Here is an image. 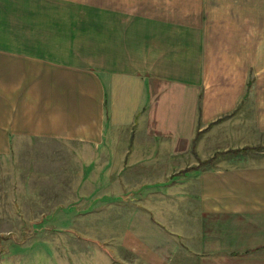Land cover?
Masks as SVG:
<instances>
[{
  "label": "crops",
  "instance_id": "0c3cea01",
  "mask_svg": "<svg viewBox=\"0 0 264 264\" xmlns=\"http://www.w3.org/2000/svg\"><path fill=\"white\" fill-rule=\"evenodd\" d=\"M96 2L0 0V154L82 143L84 189H137L76 264H264V0Z\"/></svg>",
  "mask_w": 264,
  "mask_h": 264
},
{
  "label": "rangeland",
  "instance_id": "374dc122",
  "mask_svg": "<svg viewBox=\"0 0 264 264\" xmlns=\"http://www.w3.org/2000/svg\"><path fill=\"white\" fill-rule=\"evenodd\" d=\"M251 149L264 153V141ZM233 152L217 153L227 163ZM211 158L193 168L213 166ZM91 160L85 144L37 138L14 139L0 154V264H76L106 244L104 212L123 200L135 202L139 193L130 188L125 198L109 201L102 198L110 194L103 183L84 189L89 176L104 180L105 169H90ZM115 249H107L113 259L119 256Z\"/></svg>",
  "mask_w": 264,
  "mask_h": 264
},
{
  "label": "trees",
  "instance_id": "16d2710c",
  "mask_svg": "<svg viewBox=\"0 0 264 264\" xmlns=\"http://www.w3.org/2000/svg\"><path fill=\"white\" fill-rule=\"evenodd\" d=\"M213 159H214V157L211 158V160H213ZM205 164H207V162H204V163H203V165H205Z\"/></svg>",
  "mask_w": 264,
  "mask_h": 264
}]
</instances>
